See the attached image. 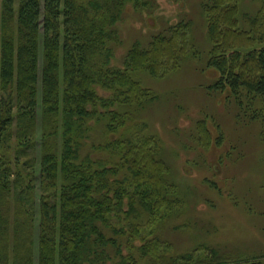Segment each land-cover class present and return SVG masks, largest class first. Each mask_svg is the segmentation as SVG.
<instances>
[{"label":"trees","instance_id":"trees-1","mask_svg":"<svg viewBox=\"0 0 264 264\" xmlns=\"http://www.w3.org/2000/svg\"><path fill=\"white\" fill-rule=\"evenodd\" d=\"M252 1L262 6L253 16L243 0L201 6L215 89L261 124L264 143V0ZM129 7L150 14L157 0H0V264H264L219 246L175 253L162 235L187 202L142 119L159 96L134 74L178 71L192 21L114 66Z\"/></svg>","mask_w":264,"mask_h":264},{"label":"rangeland","instance_id":"rangeland-1","mask_svg":"<svg viewBox=\"0 0 264 264\" xmlns=\"http://www.w3.org/2000/svg\"><path fill=\"white\" fill-rule=\"evenodd\" d=\"M202 2L157 0L150 14L129 7L118 24L122 42L114 46L112 64L122 67L133 44L147 47L154 35L169 26L192 21L188 59L178 71L160 79L144 71L134 74L145 88L159 96L143 112L142 119L162 139L172 180L187 202L183 215L173 220L162 235L174 245L171 250L175 253L209 245L225 248L240 259L263 260V128L258 122L240 120L237 106L227 99L229 92L222 94L215 89L219 73L209 66L212 45ZM261 7L252 0L241 3V10L251 16ZM202 121L212 138L207 147L200 141ZM91 154L94 158L105 155ZM136 243L140 245V241Z\"/></svg>","mask_w":264,"mask_h":264}]
</instances>
